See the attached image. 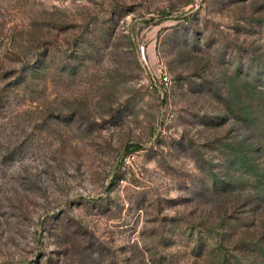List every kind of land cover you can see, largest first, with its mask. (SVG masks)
<instances>
[{
    "label": "rangeland",
    "instance_id": "374dc122",
    "mask_svg": "<svg viewBox=\"0 0 264 264\" xmlns=\"http://www.w3.org/2000/svg\"><path fill=\"white\" fill-rule=\"evenodd\" d=\"M0 264H264V0H0Z\"/></svg>",
    "mask_w": 264,
    "mask_h": 264
},
{
    "label": "built area",
    "instance_id": "2783aa9c",
    "mask_svg": "<svg viewBox=\"0 0 264 264\" xmlns=\"http://www.w3.org/2000/svg\"><path fill=\"white\" fill-rule=\"evenodd\" d=\"M158 74L152 73L148 80V88L152 91L163 92L168 91L172 87V81L161 64L158 65ZM162 69V71H161Z\"/></svg>",
    "mask_w": 264,
    "mask_h": 264
}]
</instances>
